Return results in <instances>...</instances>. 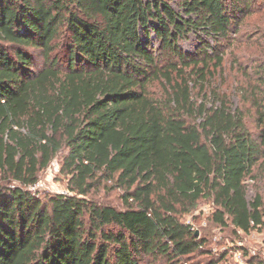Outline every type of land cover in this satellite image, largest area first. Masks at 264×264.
<instances>
[{
  "label": "trees",
  "instance_id": "16d2710c",
  "mask_svg": "<svg viewBox=\"0 0 264 264\" xmlns=\"http://www.w3.org/2000/svg\"><path fill=\"white\" fill-rule=\"evenodd\" d=\"M256 1L0 0V264H242L210 243L264 235V58L223 72Z\"/></svg>",
  "mask_w": 264,
  "mask_h": 264
},
{
  "label": "rangeland",
  "instance_id": "374dc122",
  "mask_svg": "<svg viewBox=\"0 0 264 264\" xmlns=\"http://www.w3.org/2000/svg\"><path fill=\"white\" fill-rule=\"evenodd\" d=\"M180 0H172V4L178 9L177 3ZM253 14H250L242 19L239 26V31L234 35V41L227 46L225 50V65L224 75L227 77L229 85L234 86V78L241 75L240 68L245 67L248 72L254 70L256 59L264 58V0L255 2ZM154 45H158L156 37H153ZM184 49L195 53L196 47L199 44L198 39L193 33L189 34L187 40L180 41ZM31 50L35 71H38L44 66V59L41 50ZM216 74H219L216 72ZM218 77L220 75H217ZM221 79V78H220ZM152 90H158V82L156 81L150 87ZM240 94H236V101H239ZM251 128L257 129L252 124ZM252 188L261 187L264 193V183L254 185ZM34 191L40 192L42 195L46 193H62L67 192V180L60 173V158H56L50 166L40 172L39 182L32 188ZM252 191H254L252 189ZM103 198L109 201H116V193L102 194ZM212 205L210 202L202 201L193 215L188 216L187 220H193L196 217L195 227H207L209 225L207 218L211 213ZM212 242L210 246L214 251H230V260L238 261L245 264V258L242 256L244 250L249 255H259L264 260V235L257 230L251 231L249 234L241 233L240 237L232 235L231 229H221L214 227L211 233ZM241 248V249H240ZM145 264V263H144Z\"/></svg>",
  "mask_w": 264,
  "mask_h": 264
},
{
  "label": "water",
  "instance_id": "95a60500",
  "mask_svg": "<svg viewBox=\"0 0 264 264\" xmlns=\"http://www.w3.org/2000/svg\"><path fill=\"white\" fill-rule=\"evenodd\" d=\"M199 232L197 231V234H198Z\"/></svg>",
  "mask_w": 264,
  "mask_h": 264
}]
</instances>
